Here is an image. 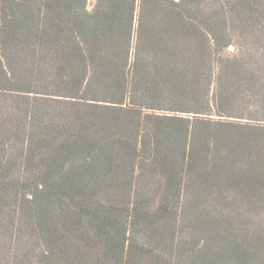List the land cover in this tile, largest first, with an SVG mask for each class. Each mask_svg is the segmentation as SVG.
<instances>
[{"label":"trees","instance_id":"trees-1","mask_svg":"<svg viewBox=\"0 0 264 264\" xmlns=\"http://www.w3.org/2000/svg\"><path fill=\"white\" fill-rule=\"evenodd\" d=\"M0 264H264V0H0Z\"/></svg>","mask_w":264,"mask_h":264},{"label":"rangeland","instance_id":"rangeland-1","mask_svg":"<svg viewBox=\"0 0 264 264\" xmlns=\"http://www.w3.org/2000/svg\"><path fill=\"white\" fill-rule=\"evenodd\" d=\"M90 3H93V0H90ZM88 9H91V5H88Z\"/></svg>","mask_w":264,"mask_h":264}]
</instances>
